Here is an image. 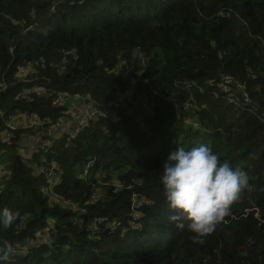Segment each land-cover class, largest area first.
Segmentation results:
<instances>
[{"label":"trees","instance_id":"1","mask_svg":"<svg viewBox=\"0 0 264 264\" xmlns=\"http://www.w3.org/2000/svg\"><path fill=\"white\" fill-rule=\"evenodd\" d=\"M224 81L240 107L222 97ZM1 85L0 208L20 218L0 229V250L53 238L7 264H264V0H0ZM76 94L105 116L80 127ZM18 113L40 124L9 137ZM65 119L74 126L54 136L50 124ZM29 135L53 145L27 158ZM200 144L249 184L194 240L169 220L160 176L177 146ZM138 211L140 232L89 233Z\"/></svg>","mask_w":264,"mask_h":264},{"label":"clouds","instance_id":"2","mask_svg":"<svg viewBox=\"0 0 264 264\" xmlns=\"http://www.w3.org/2000/svg\"><path fill=\"white\" fill-rule=\"evenodd\" d=\"M57 5L54 4L55 7ZM30 29L33 27L28 28L26 34ZM161 167L160 183L172 213L169 220L177 228H186L193 233L194 240L211 233L216 223L223 221L232 203L249 184L245 171L226 161L221 162L218 154L207 144L188 149L177 146L167 155ZM19 218V212L8 207L0 208V229L15 226ZM144 219L145 213L138 211L131 215L128 224L121 221L113 223H122L121 237H125L127 232L143 230ZM131 223L135 226L133 229L130 228ZM16 252L13 245L5 243L0 252V264H7L9 257Z\"/></svg>","mask_w":264,"mask_h":264},{"label":"built area","instance_id":"3","mask_svg":"<svg viewBox=\"0 0 264 264\" xmlns=\"http://www.w3.org/2000/svg\"><path fill=\"white\" fill-rule=\"evenodd\" d=\"M57 3H55L56 5ZM229 83L230 81H224L223 82V85L221 87V93L222 95L226 98L230 97L231 99V102L229 100H227L228 102H230L231 104L237 106V107H240L239 105V101L232 95V92H231V88L229 86ZM208 86H210V84H207ZM7 86L5 85H1L0 86V91H3ZM238 91H240L242 93V89L243 87L241 86H238L237 87ZM31 93V90L30 89H27L25 91V94H29ZM228 95V97H227ZM72 97L75 98V100H73L74 102L77 101V100H81V103L83 104L81 107H79L76 112L75 110L72 108L70 110V114H74V117L77 119L75 121L78 122L79 126H84L86 125L87 123H89L91 120H93L95 117L97 116H105V114L103 113L102 109H99V104L93 100L91 98V96L87 95V96H82L80 94H76V95H73ZM245 100H247V97L245 96L244 98ZM54 104L56 106L60 105L61 104V100L60 99H55L54 100ZM189 107L190 105H181L180 107L181 108H184V107ZM1 113V112H0ZM80 114H83V116H81ZM110 119L114 122V123H117L119 120V117L117 118L116 116L110 114ZM47 121L44 120L43 123H46ZM20 123H23V124H27V127H30V128H33L35 125H38L40 124V118H38L37 116H33L31 114H24V113H18V115H16L15 117H12L10 118V120L8 121V126L9 128L11 129V133L9 135V137H14V133L15 131L17 130L18 128V125ZM53 145V142L51 140H48V139H45L43 142H42V145H41V149L45 150L46 152H48L49 148H51ZM37 146L35 144V147H36V150L37 149ZM39 152V150H38ZM5 179H4V175H0V195L2 194V192L5 190ZM122 223H112V224H107L106 223V226H103V223L101 221H96L95 223H92L91 224V227L89 229V233L91 232V235L92 236H98L100 234V231L102 230L103 227L107 228V229H114L116 230V228H120L122 227ZM135 226L133 223L130 224V228L133 229ZM52 234L55 232V227L53 225H49V227L47 228V233H51ZM50 241L52 242L53 241V238L51 237H47L45 236V240H43V238L39 237V241L35 242V244H32L30 247L32 246H36V247H40V246H43V245H48L50 243ZM30 247H21L20 248V252H16L15 255H18L19 253L24 252L26 250H28ZM1 252V250H0ZM13 257V256H12Z\"/></svg>","mask_w":264,"mask_h":264},{"label":"crops","instance_id":"4","mask_svg":"<svg viewBox=\"0 0 264 264\" xmlns=\"http://www.w3.org/2000/svg\"><path fill=\"white\" fill-rule=\"evenodd\" d=\"M70 115L73 117V121L77 120L74 117V114L71 113ZM71 126H74L71 123V121L69 119H65L64 122L62 124H60L58 128L53 129V135L57 137L62 131L67 130ZM5 136H6V134L4 135V137ZM35 143H36V141H35V138L33 136L29 135V136L24 137V141H23L20 149L22 151H24L23 154L27 153L28 158H31L32 155L35 153V150H36ZM2 165H3V163L0 162V166H2ZM1 168L2 167H0V171H1ZM0 175H4V174L1 173Z\"/></svg>","mask_w":264,"mask_h":264},{"label":"rangeland","instance_id":"5","mask_svg":"<svg viewBox=\"0 0 264 264\" xmlns=\"http://www.w3.org/2000/svg\"><path fill=\"white\" fill-rule=\"evenodd\" d=\"M216 96H219L218 94H216ZM222 97H223V95H222ZM227 97H228V95H227ZM123 99H126L127 100V102H126V104L127 105H129V104H131V102H135L134 100H132V99H128V98H126L125 97V95H122L121 96V98H120V101L121 100H123ZM227 100H229L230 102H231V99H230V97H228V98H226ZM72 103H73V100L71 101ZM68 104V103H67ZM83 104L81 103V100H77V101H75V103H74V105H73V109L75 110V112H76V110L79 108V107H81ZM111 106V105H110ZM144 108H146V106H144ZM128 110H129V113L130 114H132V108L131 107H129L128 108ZM136 110L137 111H135V112H138V113H140V112H142V109H139L138 107H136ZM81 116H83V114H80ZM140 116V115H139ZM64 122V120H61V121H59L58 123H56V124H50V125H53V128H58L59 127V125L60 124H62ZM196 126H198L199 127V124H197L196 123ZM35 138V141H36V145H40V141L38 140V138L39 137H34ZM42 145V144H41ZM41 145H40V149H41ZM22 153H24V151H22ZM38 153V150H35V154H37ZM25 157H27L28 158V156H27V153H25V154H23ZM1 174V173H0ZM256 216H257V213H256ZM41 238H43V240H45V236H40ZM16 261H13L12 263H15Z\"/></svg>","mask_w":264,"mask_h":264}]
</instances>
